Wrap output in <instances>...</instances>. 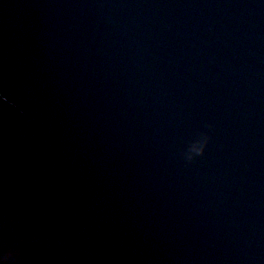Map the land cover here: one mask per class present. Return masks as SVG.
<instances>
[{
    "label": "water",
    "instance_id": "95a60500",
    "mask_svg": "<svg viewBox=\"0 0 264 264\" xmlns=\"http://www.w3.org/2000/svg\"><path fill=\"white\" fill-rule=\"evenodd\" d=\"M6 219L42 264H264V0H0Z\"/></svg>",
    "mask_w": 264,
    "mask_h": 264
},
{
    "label": "clouds",
    "instance_id": "9594fccd",
    "mask_svg": "<svg viewBox=\"0 0 264 264\" xmlns=\"http://www.w3.org/2000/svg\"><path fill=\"white\" fill-rule=\"evenodd\" d=\"M208 129L211 124L206 125ZM211 141L208 132H200L188 143L182 151L181 156L186 164H192L197 158L202 157ZM18 221L6 219L3 225L6 243L0 248V264H42V257L37 254L40 245L48 242L45 232L39 233L25 232L22 229L17 231L13 243L7 242L8 230L10 226L18 224Z\"/></svg>",
    "mask_w": 264,
    "mask_h": 264
}]
</instances>
